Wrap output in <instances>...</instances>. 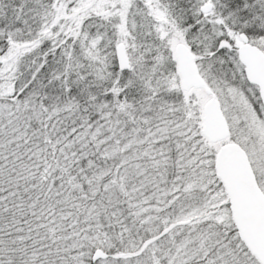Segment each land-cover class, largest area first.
<instances>
[{"label":"snow or ice","instance_id":"6c2138e0","mask_svg":"<svg viewBox=\"0 0 264 264\" xmlns=\"http://www.w3.org/2000/svg\"><path fill=\"white\" fill-rule=\"evenodd\" d=\"M0 264H264V0H0Z\"/></svg>","mask_w":264,"mask_h":264}]
</instances>
